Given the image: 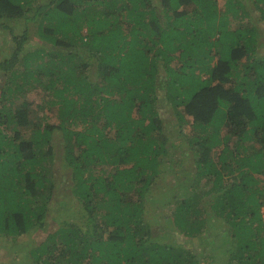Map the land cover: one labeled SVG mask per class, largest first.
Returning a JSON list of instances; mask_svg holds the SVG:
<instances>
[{"label":"trees","instance_id":"16d2710c","mask_svg":"<svg viewBox=\"0 0 264 264\" xmlns=\"http://www.w3.org/2000/svg\"><path fill=\"white\" fill-rule=\"evenodd\" d=\"M33 1L0 0V31L15 44L0 60V240L44 234L20 264H220L199 247L216 220L226 264H264L262 41L256 26L232 25L250 3L264 23V0ZM30 17L45 46L20 53ZM12 20L26 26L20 35ZM33 82L58 123L33 120L26 101L8 104ZM170 112L186 135H172ZM182 153L191 180L158 203L157 178ZM67 178L69 199L52 200ZM149 206L178 242L153 235Z\"/></svg>","mask_w":264,"mask_h":264},{"label":"rangeland","instance_id":"374dc122","mask_svg":"<svg viewBox=\"0 0 264 264\" xmlns=\"http://www.w3.org/2000/svg\"><path fill=\"white\" fill-rule=\"evenodd\" d=\"M221 2H223V0H220ZM219 1V2H220ZM42 3L44 2V0H34L33 1V5L37 4V3ZM152 2H154L157 6L159 5V0H152ZM247 15L242 17L243 14L240 16H238L237 20H233L232 25L233 24H237L239 26L242 27H250V26H256L259 29V39L260 41H262V45L258 48V53L259 55L264 56V23L261 22L260 20V13L257 9H255L254 6L250 4H247ZM28 16V15H26ZM29 17V16H28ZM32 19V17H30ZM37 20H30L29 24L31 26V28H27L24 25V23L19 20H12V24L10 25V28L12 29V34L13 35H20L25 29V33L29 34V39L26 40V43L24 44L25 47L22 48L20 50V53H27L28 51H33L34 48H36L37 46H39L40 44L43 43V41L37 37V34L33 33L34 27L36 25ZM83 32H85V29L82 30ZM262 31V32H261ZM42 47H44L45 45H41ZM15 47V44H13L11 42V36L10 33H8V30H1L0 31V60L1 59H5L9 56V53L11 50H13ZM21 64V62L19 63ZM31 65L33 66V64L31 63ZM85 73L94 81H100L99 77L97 74H95V72H93L92 70L90 71L89 69H87L85 71ZM3 73L0 71V96H1V90H3L6 86L5 84V78H3ZM26 85V84H24ZM22 88V87H21ZM24 89L21 92H16L14 94L13 99L9 102L8 104L11 105L12 108H14V105H18L20 103H22L23 101H26L30 104L31 106V112L30 115H33V112H36L37 115L40 117L41 120L37 119L36 117L33 120H38V123H43V121H47L45 118H48V121L50 123L56 124L58 123V116H56V113H52L49 112L48 109L45 108H41V107H45L44 105L47 106V103L49 101L50 98H48L47 95H45V91L43 90V85H38L37 82H33L31 84H28L26 86H23ZM31 115V116H32ZM185 118L187 120L190 121L189 116H185ZM167 122L169 123L168 129H171V133L172 135H179V132L181 131L183 133V135H186L189 132V128L187 125H185V123L182 122L181 126L178 125L179 120L175 117V115L170 112L168 114V117L166 118L165 123L167 124ZM31 123H29V127L25 129V127H20L19 129H22V137L27 138L28 136H30V132H31ZM166 126V128H167ZM12 127V124L9 125V130L6 129L5 131L8 132L9 134H11L12 132L10 131V128ZM72 129L75 130H83V125L80 122H76L74 124H72L71 126ZM56 136H61V131L60 130H56L55 131ZM181 135V134H180ZM60 138V137H58ZM180 138V137H179ZM179 138H177L176 140H178ZM175 140V141H176ZM220 148V147H219ZM180 156L176 159L177 162H179V166H177V169H173L172 167H170V169L168 170L169 173L167 172L163 173L160 175L159 178H157L158 180L156 181L157 186L154 189V192H157L160 196L159 198H156V201L158 203L161 202V199L163 197L166 196V194H169L170 192L176 191L177 193H182L184 190H186V184L188 182H190L191 177L193 175L192 171L187 170L184 167V163H190V161H192L191 156L186 155L184 153L179 154ZM98 168H96V171L98 172ZM62 171V170H60ZM68 170H63L62 173H66ZM176 176H175V175ZM65 176H67L65 174ZM264 176H261V182H264L263 179ZM179 180V184L175 183L178 182ZM174 181V183H173ZM69 183H70V179H64V181L62 180L61 184H58L57 188L59 191H56L54 193V197L52 200H62V201H67L69 199ZM204 183L203 181H201V185L202 186ZM178 185V186H177ZM180 188V189H179ZM170 189V190H169ZM169 190V191H168ZM167 191V192H165ZM67 199V200H64ZM206 200V199H204ZM69 204L71 202H68ZM72 204V203H71ZM149 205H153V207L156 208L157 211H161L159 209V207H157V204H150L149 202L147 203ZM207 203L205 202V205ZM79 211H82L79 209ZM152 207H148V212L147 215H145L146 220L148 219L152 228H153V235L154 234H158L161 235L162 238V242H171V243H175L178 242L179 239L177 238V234L175 232V228L171 225H169L168 223L165 222L162 214L157 213L155 216L152 212ZM67 212V211H66ZM66 212L61 213V218L66 217ZM76 213V212H75ZM158 216V217H156ZM262 216L264 219V206L262 207ZM161 218V219H159ZM155 220V221H154ZM154 221V222H153ZM215 223V227L216 230L213 232L212 230L209 232H207L204 237H202V241L203 244H200V250H203L204 253H209L210 254V261L212 263H220V264H226V259L228 257V255L231 254V250L228 247L229 242L227 241L228 235H220L217 238L214 236L220 229V221H214ZM213 225V224H212ZM211 228V226L209 227V229ZM109 229L105 228L103 230H101V232L103 233V237L105 235H107ZM35 234V233H34ZM38 236H33V238H31V240H33V242L36 244L38 240L42 239L44 234H39L37 233ZM25 239H23V241H19V243H13L11 239H1L0 240V262L1 261H5L6 264L9 263H18L20 264L21 262H23L25 260V253L27 251L28 248V244H31V240H26V243L24 241ZM209 241V244L206 245V241ZM222 243V246L220 244V241ZM196 242V241H195ZM28 243V244H27Z\"/></svg>","mask_w":264,"mask_h":264}]
</instances>
